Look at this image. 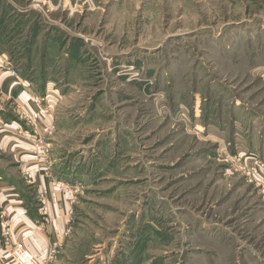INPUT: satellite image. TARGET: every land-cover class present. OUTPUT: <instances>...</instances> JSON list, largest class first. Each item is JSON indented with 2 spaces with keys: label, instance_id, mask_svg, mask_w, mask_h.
Instances as JSON below:
<instances>
[{
  "label": "rangeland",
  "instance_id": "1",
  "mask_svg": "<svg viewBox=\"0 0 264 264\" xmlns=\"http://www.w3.org/2000/svg\"><path fill=\"white\" fill-rule=\"evenodd\" d=\"M11 2L83 264H264V196L223 162L264 164V0Z\"/></svg>",
  "mask_w": 264,
  "mask_h": 264
},
{
  "label": "crops",
  "instance_id": "2",
  "mask_svg": "<svg viewBox=\"0 0 264 264\" xmlns=\"http://www.w3.org/2000/svg\"><path fill=\"white\" fill-rule=\"evenodd\" d=\"M1 8L6 30L17 25L11 23L12 12L36 11L30 5L16 7L11 0H2ZM37 98L26 82L10 77L0 63V264H12L2 245L5 223L11 240L36 259L46 258L51 264H83L88 259V249L77 253L78 248L70 240L81 229L71 223L75 205L70 203V195L62 194L52 183V177L62 167L63 153L53 138L56 134H45V129L52 127L50 116H43L41 110L51 105L50 99ZM39 99L42 106L35 102ZM36 115L41 117L33 127L27 117ZM34 134L46 144L41 153H36L30 144L29 137ZM42 191L47 192L46 216L40 212L42 204L38 202ZM53 245L57 250L50 256Z\"/></svg>",
  "mask_w": 264,
  "mask_h": 264
},
{
  "label": "built area",
  "instance_id": "3",
  "mask_svg": "<svg viewBox=\"0 0 264 264\" xmlns=\"http://www.w3.org/2000/svg\"><path fill=\"white\" fill-rule=\"evenodd\" d=\"M36 9V8H35ZM1 63L3 66L7 69L8 74L10 77L14 78L15 80L18 79L16 72L12 69L10 66V63L8 61V58L5 55H1ZM36 104L40 105L38 101H36ZM47 110L44 108L41 110V114H46ZM29 119L30 124L34 127V124L37 120V117H27ZM45 134L50 135L51 131L47 128L45 129ZM32 147L36 153H41L45 149L44 142L42 139H40L35 134L33 136L29 137ZM253 157V156H252ZM224 162V172L227 175L233 176L241 174L245 178H247L250 182L254 184L259 190L262 196H264V177L262 176V173L264 171V164L259 163L258 161L252 159L254 162L253 164L248 162L251 158L248 157H242V156H225L223 157ZM53 183V182H52ZM53 186H55L59 192L62 194H66L69 192L67 189L61 184L53 183ZM79 192L78 189H75L74 194H77ZM47 195L46 191H42L38 196V202L42 204L40 208V212L46 216V211L44 209L45 205V197ZM47 221V219H46ZM7 223H5V227L2 231V245L3 250L7 253L9 260L12 264H51L49 259H42L38 260L32 255H30L22 245L14 243L11 240L10 233L8 231ZM57 250V245H53L50 250V256L55 255Z\"/></svg>",
  "mask_w": 264,
  "mask_h": 264
}]
</instances>
